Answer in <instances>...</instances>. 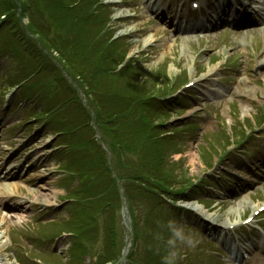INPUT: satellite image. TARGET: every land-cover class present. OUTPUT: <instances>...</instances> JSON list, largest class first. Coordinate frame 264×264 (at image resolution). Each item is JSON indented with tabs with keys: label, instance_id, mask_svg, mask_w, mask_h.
Instances as JSON below:
<instances>
[{
	"label": "rangeland",
	"instance_id": "1",
	"mask_svg": "<svg viewBox=\"0 0 264 264\" xmlns=\"http://www.w3.org/2000/svg\"><path fill=\"white\" fill-rule=\"evenodd\" d=\"M80 2L0 0L3 253L236 264L229 250L252 241L244 264H264V35L236 8L252 0ZM242 199L239 223L222 226Z\"/></svg>",
	"mask_w": 264,
	"mask_h": 264
},
{
	"label": "bare ground",
	"instance_id": "2",
	"mask_svg": "<svg viewBox=\"0 0 264 264\" xmlns=\"http://www.w3.org/2000/svg\"><path fill=\"white\" fill-rule=\"evenodd\" d=\"M256 1L259 4L258 5L259 13L264 17V0H256ZM126 14H127V11L126 10H122V11H119L117 13V15H120V16H123V15H126ZM134 27H132V28H130L128 30H132V29H134ZM204 27H205V29L208 28V26H206V25H204ZM158 30H159V27L158 28H155L152 33H150L147 37H145L144 38V44H149V43L153 42L154 39H155L156 32ZM260 30H261V33H263V35H264V27H262ZM172 43H174V42H172ZM172 43L169 46L170 49H172V47H173V44ZM164 54L165 53H163L162 56H164ZM259 65L261 66V68H264V58H262L260 60ZM191 70H193V67H191ZM216 72H217V66L216 65L211 66L202 75V77H200V78H197L196 77L195 78V82L197 83L200 80L207 79V78L210 79V77H213L216 74ZM212 80H214V79H212ZM246 90L249 91L248 88H246ZM251 90H253V89H251ZM242 92L243 91H242L241 88H238V87L235 88V91H234L235 94H242ZM0 179H3L0 182V186H1L0 193L2 195H4V194H12L13 191L10 192L11 185L12 184L7 183L6 181H4L6 179V176H5V179H4V176L2 178H0ZM16 186H18V185H14V187H16ZM249 206H250V204L249 203L245 204V200L242 199L237 206H233L229 210H227L228 212H227L226 215H228V216H227L226 220L223 223H221V225L222 226H228V225H232V226L234 225L235 226V225H237L239 223V221L241 220V217L239 219H237V218H235L236 216H233L234 218L230 219L229 216L232 215V214L233 215H235V214L240 215V212L243 211V210H245ZM251 207H253L255 210H258L259 208H261V205H253ZM195 209L199 210L200 212H202L204 214V208H201V207L196 206ZM206 216H207V218L211 217V215H206ZM209 219L213 220L215 218H209ZM225 230H226V228H225ZM4 232L5 231L1 228V224H0V264H18L15 261H11L8 258V256L3 253L4 247L7 244V240L5 239L6 236H5V233ZM250 245L251 246H254V244H250ZM262 247H264V245H262ZM249 248H251V247H249ZM235 250H237V249H235ZM238 251H239V249H238Z\"/></svg>",
	"mask_w": 264,
	"mask_h": 264
},
{
	"label": "trees",
	"instance_id": "3",
	"mask_svg": "<svg viewBox=\"0 0 264 264\" xmlns=\"http://www.w3.org/2000/svg\"><path fill=\"white\" fill-rule=\"evenodd\" d=\"M72 1V4L70 5V7H72V6H76L78 3L80 4L81 2L80 1H82V0H71ZM60 6H62V8L61 9H65L66 8V5H65V3H63V4H60L59 5V7ZM8 11V10H7ZM6 11V12H7ZM9 12V11H8ZM2 13H4V11H2ZM64 28H67V27H64ZM39 34L40 33H44V31H39L38 32ZM34 49V48H33ZM35 50V49H34ZM119 113L118 112H116L115 113V115L117 116ZM98 115H99V112H98ZM105 117V116H104ZM106 117H108V118H106V120H107V122H106V124H102V121H101V125H108V123H110V119H111V116H106ZM103 118V117H102ZM99 120H100V118H99ZM115 138H117V136L115 137ZM114 144H115V146L117 147V149H118V151H120L121 149H122V147H123V142L122 141H120V138H118V140H116V142H114ZM123 152H125V151H123ZM158 158V157H157ZM160 158V157H159ZM149 159H147V162L149 163ZM124 163V162H123ZM127 164H129V163H127ZM126 164V167L128 166ZM160 164V163H159ZM134 167H136V168H139L138 166H135L134 165ZM147 167L149 168H152V166L150 165V163L147 165ZM160 169V168H159ZM124 170L122 169V170H120V172H123ZM91 172H92V170H91ZM127 178H140V176H142L141 174H139V173H136L135 171H130L129 173H127L126 175H125ZM158 176H159V174H158ZM142 178V177H141ZM137 224H135V226H136ZM114 259H116V257L114 258Z\"/></svg>",
	"mask_w": 264,
	"mask_h": 264
},
{
	"label": "clouds",
	"instance_id": "4",
	"mask_svg": "<svg viewBox=\"0 0 264 264\" xmlns=\"http://www.w3.org/2000/svg\"><path fill=\"white\" fill-rule=\"evenodd\" d=\"M174 234L176 237L182 238L181 230L177 229Z\"/></svg>",
	"mask_w": 264,
	"mask_h": 264
}]
</instances>
